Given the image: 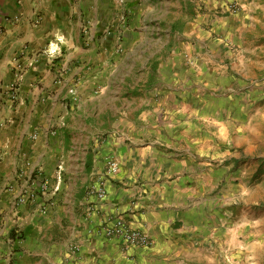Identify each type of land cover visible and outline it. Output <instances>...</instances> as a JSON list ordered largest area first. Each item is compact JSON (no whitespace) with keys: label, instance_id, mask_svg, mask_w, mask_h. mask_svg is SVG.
I'll return each instance as SVG.
<instances>
[{"label":"crops","instance_id":"1","mask_svg":"<svg viewBox=\"0 0 264 264\" xmlns=\"http://www.w3.org/2000/svg\"><path fill=\"white\" fill-rule=\"evenodd\" d=\"M164 1L0 0V264H185L193 252L213 214L199 192L225 168L209 157L227 142V104L246 106L227 98L242 70L230 45L264 26V0ZM118 220L150 246H128Z\"/></svg>","mask_w":264,"mask_h":264},{"label":"rangeland","instance_id":"2","mask_svg":"<svg viewBox=\"0 0 264 264\" xmlns=\"http://www.w3.org/2000/svg\"><path fill=\"white\" fill-rule=\"evenodd\" d=\"M169 2L174 9L180 6L176 0ZM190 4L187 1V5ZM187 5L185 1L183 6ZM233 6L239 9L237 4ZM165 18L167 31L171 30V21L175 18L180 28L179 16L169 14ZM194 18L186 13L181 16L185 45L190 43L191 37L186 33L192 28L187 23ZM255 18L264 22L262 15H255ZM258 23L243 33L242 43L233 38L234 43L230 45L236 56H228L227 65L238 62L235 67L242 70L236 74L241 77V82L233 86L237 94L233 96L227 92V98L246 101V106L240 109L239 102L229 109L227 104V142L217 144L215 158L209 157L215 171L222 166L225 168L215 187L206 193L199 192L200 199L208 195L213 201V214L210 212L209 223L201 226L193 252L189 257L184 256L185 264H264V70H259L261 63L264 65V26ZM257 44L263 47H257ZM188 61L184 60L189 69ZM241 61L243 64H239ZM164 115L172 114L164 112ZM204 131L214 133L208 127L201 133ZM205 158L199 162H205Z\"/></svg>","mask_w":264,"mask_h":264},{"label":"built area","instance_id":"3","mask_svg":"<svg viewBox=\"0 0 264 264\" xmlns=\"http://www.w3.org/2000/svg\"><path fill=\"white\" fill-rule=\"evenodd\" d=\"M230 11H236L237 8L233 5L230 6L229 8ZM1 34V31H0ZM56 52H50L49 56H53L55 55ZM19 81V76L17 75L14 79V81L11 84L10 90L13 93H16L17 91V83ZM119 162L115 157H109L106 160V174L108 176H115L118 171H119ZM64 171V163L61 162L60 165L58 166L57 169V183L60 184L62 181V174ZM56 190H58V187H56ZM105 190L101 189L100 191V196L104 197L105 196ZM113 232L117 235H119L123 241L131 247H149L151 242L150 240L147 238V236H145L144 234L132 230L130 229L127 224L122 221V220H118L115 222L114 224V228H113ZM75 251H78V248H74Z\"/></svg>","mask_w":264,"mask_h":264}]
</instances>
